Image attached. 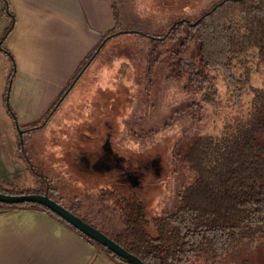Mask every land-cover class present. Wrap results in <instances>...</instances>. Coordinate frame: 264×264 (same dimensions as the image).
<instances>
[{"label": "rangeland", "instance_id": "obj_1", "mask_svg": "<svg viewBox=\"0 0 264 264\" xmlns=\"http://www.w3.org/2000/svg\"><path fill=\"white\" fill-rule=\"evenodd\" d=\"M115 1L123 28L107 38L80 72L51 120L44 124L43 119L39 120L34 124L36 130L24 135L18 130L22 132L30 124L19 127L7 109L8 94L4 91L8 59L0 51L3 152L11 161H20L21 178L26 177L21 182L24 185L0 179L5 182L0 187H9L5 186L7 183L12 187L41 189L42 181L39 183L40 179L27 168L25 156L40 172V177L50 181L57 199L68 205L80 200V214L88 219L97 217L93 221L105 230L122 223L121 197L124 201L138 199L147 219L163 211H175L180 204L178 191L191 175L185 163L174 159L175 150L181 145L185 147L195 135L216 134L230 114L225 108L226 86L220 81L217 82L220 105L216 108L206 103L198 105L200 94L186 87L188 65L182 69L179 60L186 26L177 36L167 31L170 23L182 18L193 20L218 0ZM254 59L250 55L246 60L234 59L233 71L247 89L262 87L264 82V70L256 71ZM192 105L197 108L194 118L193 111L186 110ZM21 139L24 140L22 153L18 147ZM103 139L102 146H113L124 157V169L139 175L137 186L131 185L121 170L93 166L87 169L84 156L93 160L89 149H97ZM152 160L156 161L154 171L151 167H140ZM99 207L102 213L96 214ZM104 214H110L111 220L104 223ZM148 229L152 234L155 232L151 221ZM244 258L247 264H264V238L246 249L242 246L237 260ZM228 263L235 264L229 258ZM188 264L200 262L194 260Z\"/></svg>", "mask_w": 264, "mask_h": 264}, {"label": "trees", "instance_id": "obj_2", "mask_svg": "<svg viewBox=\"0 0 264 264\" xmlns=\"http://www.w3.org/2000/svg\"><path fill=\"white\" fill-rule=\"evenodd\" d=\"M116 3L111 0L114 27L102 36L99 44L80 63L46 114L71 90L65 93L107 38L123 28ZM11 22L5 28L4 35L12 27ZM170 26L175 36L186 26L184 48L179 53V60L182 69L188 65L186 87L194 88L201 96L199 104H196L206 103L214 108L220 105L217 86L220 81L226 86L223 91L226 93L225 108L230 113H227L228 117L216 134L195 135L184 144L185 147L181 145L180 149L175 150L174 159L179 158L191 172L189 180L178 191L180 204L175 211H163L147 219L144 206L138 199L124 201L121 197L123 203L119 217L122 223L105 230L100 223L93 221L97 217L88 219L80 214V200L75 205H68L57 199L50 181L45 177L41 189L9 186L0 187V191L48 195L145 264H188L194 260H199L200 264H229L228 258L235 264H247L245 258L237 260L238 250L242 246L244 249L251 247L264 238V82L262 87L247 89L235 75L233 67L235 58L240 60L243 57L246 60L250 55L255 58L256 71L259 68L264 70V0H218L193 20L182 18L170 23ZM2 42L3 38L0 37V50L9 61L4 91L7 95L15 73V63L12 55L3 49ZM244 72L248 74L249 71L245 69ZM6 104L13 122L17 123ZM195 106L186 108L193 111V118L197 113ZM0 207L42 210L86 238L116 264H130L42 204L0 203ZM102 210L99 207L96 214H101ZM103 218L105 223L112 216L104 214ZM150 221L155 229L153 234L148 229Z\"/></svg>", "mask_w": 264, "mask_h": 264}, {"label": "crops", "instance_id": "obj_3", "mask_svg": "<svg viewBox=\"0 0 264 264\" xmlns=\"http://www.w3.org/2000/svg\"><path fill=\"white\" fill-rule=\"evenodd\" d=\"M113 27L111 0H0L2 46L15 63L8 105L19 125L46 115L80 63ZM1 136L0 179L22 184L21 163L6 158ZM0 264L116 263L42 210L0 207Z\"/></svg>", "mask_w": 264, "mask_h": 264}, {"label": "water", "instance_id": "obj_4", "mask_svg": "<svg viewBox=\"0 0 264 264\" xmlns=\"http://www.w3.org/2000/svg\"><path fill=\"white\" fill-rule=\"evenodd\" d=\"M119 32H126V31H119ZM155 38L162 39L163 37H155ZM73 83L70 85V87L66 90L65 93H67L70 90ZM16 127L18 128V125ZM18 133L20 134L21 130H18ZM93 166L96 169L104 168L105 170H108V167L104 165V162H95ZM126 179L133 186H137L139 184V178L136 174L128 173L126 175ZM22 202H37L39 204L48 207L58 216H60L69 224H71L73 227H75L77 230L81 231L83 234L89 236L93 240L107 247L115 254L123 257L130 264H145L139 257L125 250L121 245L116 243L113 239H111L109 236L104 234L101 230L94 227L93 225L82 219L80 216L74 214L63 204L50 198L48 195L35 193V192L22 193V194H8L0 191V203L13 204V203H22Z\"/></svg>", "mask_w": 264, "mask_h": 264}, {"label": "flooded vegetation", "instance_id": "obj_5", "mask_svg": "<svg viewBox=\"0 0 264 264\" xmlns=\"http://www.w3.org/2000/svg\"><path fill=\"white\" fill-rule=\"evenodd\" d=\"M179 20V19H178ZM177 21V20H176ZM175 21V22H176ZM185 22V21H184ZM176 25V24H175ZM169 29V30H168ZM167 29V31H169V32H171V26L169 27ZM168 35V34H167ZM66 96H67V94L65 95V96H63V98H61V100H59V101H57L56 103H55V105L49 110V112H48V114H46V117H45V119L44 118H42L41 120H42V123L44 124V123H46L49 119H50V117L53 115V113L55 112V110H56V108H58V106L65 100V98H66ZM59 98V97H58ZM57 98V99H58ZM56 99V100H57ZM51 120V119H50ZM36 130V126L35 125H31L30 127H28L27 129L26 128H24V129H22V132L20 133L21 135H24V134H26V133H29L30 131L32 132V131H35ZM104 141V139L101 141V144H100V146L97 148V149H89V151H90V154L92 153L93 155H94V158H93V160H90V159H88L87 157H85L84 156V159H83V161H86V166H87V169L88 168H91L92 166H93V164L95 163V162H104V165H106L107 167H108V171H110V170H112V169H118V170H121V172H122V175L125 177V179H126V175L128 174V173H131V171H126L125 169H124V164H123V156L120 154V153H118L117 151H116V149L113 147V146H110V145H103L102 146V142ZM18 147H19V151H20V153H22L21 152V149H23L24 148V140L23 139H21L19 142H18ZM95 161V162H94ZM24 162H25V164H26V166H27V168L30 170V172L36 177V178H39L40 180H39V183H41V181L43 180L42 179V177H40V172H38V170L35 168V167H33L32 165H31V162H30V160H28L27 158H25V156H24ZM155 163H156V161H150V164L148 165V164H143L142 166H140V167H151V169L154 171V168H152L154 165H155ZM84 164H85V162H84ZM103 167H105V166H103ZM92 168H94V166L92 167ZM94 169H96V168H94ZM102 169H104V168H102ZM137 170V169H136ZM135 170V171H136ZM137 176H139V175H137ZM36 180V179H35ZM127 180V179H126ZM128 181V180H127ZM40 185H42V183L40 184ZM62 204V203H61Z\"/></svg>", "mask_w": 264, "mask_h": 264}]
</instances>
